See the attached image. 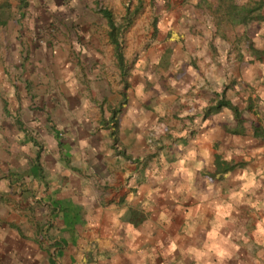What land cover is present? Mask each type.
<instances>
[{"label": "crops", "instance_id": "1", "mask_svg": "<svg viewBox=\"0 0 264 264\" xmlns=\"http://www.w3.org/2000/svg\"><path fill=\"white\" fill-rule=\"evenodd\" d=\"M21 23H0V264H193L188 252L221 249L218 235L232 245L240 230L243 246H254L240 250H256L246 257L264 264V135L257 125L248 134L225 130L222 116L241 119L216 109L227 102L214 96L227 63H211L206 44L196 53L197 81L178 95L198 115L183 120L173 143L158 119L178 96L156 88L162 101L151 107L153 92L138 96L134 82L128 103L117 94L105 102L104 84H84L66 61V82H57L58 59L46 60L43 73ZM182 38L186 48L200 42ZM190 87L198 91L187 100ZM206 107L213 112L203 114ZM238 156L243 163H232ZM202 234L208 247L200 248Z\"/></svg>", "mask_w": 264, "mask_h": 264}, {"label": "rangeland", "instance_id": "2", "mask_svg": "<svg viewBox=\"0 0 264 264\" xmlns=\"http://www.w3.org/2000/svg\"><path fill=\"white\" fill-rule=\"evenodd\" d=\"M102 9L110 10L120 27L118 46L110 40V28L100 13ZM247 10L252 11L248 14ZM15 20L22 21L21 29L25 28L22 36L32 37L40 50L43 73L47 72L46 60L58 59L57 82L65 80L60 77L59 68L66 61L78 65L76 69L84 84L94 83L99 87L104 84L105 102L115 101L113 95L117 94L122 102L128 103L134 82L138 85L132 91L138 96L144 88L153 92L149 99L151 107H158L162 101L156 88L173 94L172 99L178 96L158 119L164 138L173 143L181 141L173 132L182 126L184 130L183 120L188 123L187 118H191L192 124L198 115L194 111L197 107L182 102L178 94L191 86L192 81H197L192 73L198 66L194 56L206 44L209 47L206 56L211 57L212 61L208 59L211 63H216L217 68L227 63L226 80L221 81L222 76L216 75L215 85L220 92L214 93L215 99L218 101L222 95L223 100L234 104L241 117L236 120V112L227 108L231 109L229 112L235 121L230 123L231 113L222 116L226 120L225 130L233 135L248 134L257 125L264 135V0H0V23ZM162 33L164 41L162 36L160 38ZM181 36L194 37L200 42L193 39L186 48L181 44ZM207 36L212 37L207 39L208 43L205 42ZM4 40L8 43L9 38L4 36ZM180 44L186 49L179 48ZM186 51L192 53L190 58L184 56ZM221 52H226L225 58L220 56ZM177 86L180 87L177 89ZM197 91L190 87L184 94L185 99H190ZM89 93L95 100V92ZM118 106L114 109L119 110ZM207 108L202 110L205 115L213 112ZM114 113V116L118 114ZM232 163H243V157L238 156ZM241 234L240 230L231 239L237 251L230 250L228 237L218 235L216 245L221 249L195 251V257L188 252L195 259L193 264H252L246 255L255 256L256 250L248 253L240 250L244 246L254 247L250 242L243 246ZM200 237V248L208 247V235ZM225 250L232 258H226ZM181 258L182 255L178 256Z\"/></svg>", "mask_w": 264, "mask_h": 264}, {"label": "trees", "instance_id": "3", "mask_svg": "<svg viewBox=\"0 0 264 264\" xmlns=\"http://www.w3.org/2000/svg\"><path fill=\"white\" fill-rule=\"evenodd\" d=\"M234 9V8H233ZM252 10H247L248 14L251 13ZM100 13L102 14V16L107 20L108 22V26L110 28V31H109V37H110V40L112 42V44H114L115 46H118V37H119V33H120V27L117 26L115 20H114V17H113V14L110 10H106V9H102L100 11ZM222 106H226V107H229L231 109H233L234 111H236V114H237V109L234 108L230 103L228 102H219L216 106V109L222 107ZM261 132H259L257 129H256V135L258 134V136L260 135ZM218 163H219V160H218Z\"/></svg>", "mask_w": 264, "mask_h": 264}]
</instances>
